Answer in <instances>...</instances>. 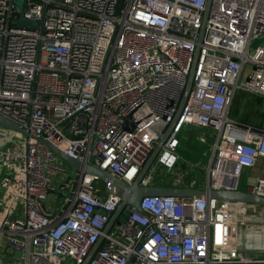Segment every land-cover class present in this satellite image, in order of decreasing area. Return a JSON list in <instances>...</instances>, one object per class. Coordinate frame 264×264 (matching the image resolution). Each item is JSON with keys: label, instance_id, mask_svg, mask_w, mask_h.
Returning <instances> with one entry per match:
<instances>
[{"label": "built area", "instance_id": "1", "mask_svg": "<svg viewBox=\"0 0 264 264\" xmlns=\"http://www.w3.org/2000/svg\"><path fill=\"white\" fill-rule=\"evenodd\" d=\"M25 1L21 12L0 0V115L29 132L0 125V264H84L101 239L88 264H264V245L240 232L264 211L252 204L148 196L105 231L121 203L113 180L132 185L175 121L198 49L153 170L178 165L189 126L216 134L207 190H239L264 159V129L231 116L240 92L264 96V41L253 47L264 0ZM22 15L39 27H20ZM40 139L83 163L95 156L112 181L72 176ZM246 191L264 197V178Z\"/></svg>", "mask_w": 264, "mask_h": 264}, {"label": "water", "instance_id": "2", "mask_svg": "<svg viewBox=\"0 0 264 264\" xmlns=\"http://www.w3.org/2000/svg\"><path fill=\"white\" fill-rule=\"evenodd\" d=\"M17 4L23 12L24 7L26 5L25 0H21L19 3L17 1ZM210 5V2H209ZM208 9L206 11L205 19H204V25L201 30V37L204 35L205 31V24L206 19L208 15ZM18 25L23 28L28 29H37L39 27V22H32L26 19L23 15L21 16L20 20L18 21ZM264 39H258L254 42L253 47H258L261 42H263ZM200 50H197L196 56H195V62L191 68V72L188 79V84L185 90V93L183 95V99L180 105V111L175 119V121L169 126L167 132L162 137L159 145L155 148L152 155L147 160L146 164L144 165L142 171L140 172L138 178L135 180V182L132 185H126L122 181L119 180H113L114 186L116 187L117 194L121 198V203L114 213L113 217L109 221L105 231L108 233L111 228L114 226L115 223L120 222L121 215L125 212V210L128 207H133L136 210L142 211V201L145 197L148 196H176V197H188V198H198V199H206L207 197L215 198L219 200H225L230 202H240V203H247L257 206V210H260V208L264 207V197L258 196L256 194L249 193L247 191H241V190H207V189H196V188H187V187H169V186H158V185H144L143 181L147 177V175L150 173L156 158L158 154L160 153L163 144L167 140L168 136L172 132L173 128L175 127L179 116L181 114L182 109L184 108L189 95L191 93L193 82H194V75H195V69H196V62L199 57ZM130 121V120H129ZM127 122L126 129L127 130H133V125H131V122ZM0 125L16 130V131H22L26 135H29V132L22 130L18 125L10 121L9 119L3 117L0 115ZM198 128L194 126H189L186 129L185 134L188 136L190 132L194 131L195 133L198 132ZM39 142L45 144L49 149H51L60 159H62L70 168L72 174H75L76 172L85 171L87 174L93 175L103 181H112L111 177L108 173L100 170L97 168L93 163L96 160L95 156H91L89 158L88 163H83L77 160H74L70 156H68L63 150L57 148L53 144L47 142L44 139H40ZM51 194H56L59 198L66 196L64 192H56L52 191ZM102 239L94 246L91 254L87 258L86 262L84 264H88L89 261L92 259L93 255L96 253V251L99 249V247L102 244Z\"/></svg>", "mask_w": 264, "mask_h": 264}, {"label": "rangeland", "instance_id": "3", "mask_svg": "<svg viewBox=\"0 0 264 264\" xmlns=\"http://www.w3.org/2000/svg\"><path fill=\"white\" fill-rule=\"evenodd\" d=\"M19 3L21 2V0H17ZM249 102V101H248ZM246 101L240 102L239 104H235V106L233 107V115L237 116L238 113V118L240 119H248L249 117H252L254 119H261L264 117V106L261 109H255L252 106L251 103H248ZM261 105H264V101L260 102ZM237 112V113H236ZM256 114V116H255ZM255 116V117H254ZM204 135L207 139V143H203L200 142V136ZM213 135L216 137L215 131L213 129H210L205 131L202 130L196 137L195 139V144L194 146L189 145V143H186V141L183 138V134L180 135V146L177 149V153L183 157H188L190 159H194L190 156L189 151L193 148V147H197L196 149V153L199 156L198 158L194 159L195 161H199L200 163L198 164L197 167H194L193 169H190V171L187 172V174H190V178L194 179L197 181L198 183V187H203L204 183L206 181V165H208V160L211 157V149L210 147H212V142L214 140ZM58 165H60L63 168H66L68 173H71V168L62 160V159H58L56 162ZM155 168L157 169L156 171V175H155V179L151 182V185H158V186H171L170 184L173 183L174 179L177 177V174L179 173V169L176 168L174 171H166L163 167L159 166L158 164L155 166ZM205 172V173H204ZM252 174L250 171H246V169L243 170L241 178H240V182H239V186L238 189L241 191H246L247 190V185L252 181ZM72 176H74V174H72ZM60 178H62V176H60ZM99 187L101 189H103L104 187V181L100 179L99 181ZM63 203V200H60V202L56 201V198L51 195L50 199L48 201L47 204L51 205V207L53 208H58L61 206V204ZM251 216H253V212L252 214L249 212V214H247V216H245L244 221H246L247 223V227L250 225V227H263L264 228V211H261V215L259 213H257V218H252ZM125 218V212L121 215V219ZM260 235H263V237H261L260 241H254L255 238H248L247 236L243 235V241L244 243H246L247 245H252V244H258V246H262L264 245V232L260 233ZM250 240V242H248ZM247 241V242H246ZM256 244V245H257Z\"/></svg>", "mask_w": 264, "mask_h": 264}, {"label": "crops", "instance_id": "4", "mask_svg": "<svg viewBox=\"0 0 264 264\" xmlns=\"http://www.w3.org/2000/svg\"><path fill=\"white\" fill-rule=\"evenodd\" d=\"M252 97H254L253 99H251V102H248V103H251L252 106L254 107V109L256 110L257 108L258 109H261L264 105H259L258 102L261 101L263 102L264 101V96H261V95H256V94H252L251 95ZM247 101V100H246ZM236 104V100H235V103L233 105V107L235 106ZM233 108H232V111H231V116L235 117L236 120L238 121H242L243 119H239L238 118V113H237V116L236 115H233ZM249 125L251 126H254V127H259V128H262L264 129V119H249ZM202 130H209V128H201L198 130L197 133H195L194 131L190 132V134L187 136L185 134L186 132V129L184 130V132L182 133L183 134V138L184 140L186 141V143H189V145H192L194 146V142H195V139L197 137V135L202 131ZM215 136L213 135V138ZM216 138H214L213 142H212V147H213V144L215 142ZM200 142H203V143H207V139L204 135H201L200 136ZM212 147H210L211 149V153H212ZM196 149L197 147H193L190 151H189V154L192 158L196 159L198 158L199 156L197 155L196 153ZM179 155V154H178ZM180 156V160L178 162V165L174 168V169H168L166 167H163L166 171H174L176 168L179 169V173L177 174V177L174 179L173 183H171L169 187H187V188H196V189H205L206 187V183H207V180L205 181L204 183V186L203 187H198V183L196 180L194 179H191L190 178V174H187L188 171H190V169H193L194 167H197L198 164L200 163L199 161H195L194 159H190L188 158L187 156L186 157H183L181 155ZM210 160V158H209ZM208 160V162H209ZM155 164V163H154ZM160 166V165H159ZM207 166V165H206ZM156 171L157 169L152 168V176H153V180L155 179V175H156ZM246 171H250L252 174V181L247 185V189L254 185L259 178H264V159L263 158H260L258 160V163L255 167L253 168H247ZM205 173V172H204ZM163 186H166V185H163ZM55 197V196H54Z\"/></svg>", "mask_w": 264, "mask_h": 264}, {"label": "bare ground", "instance_id": "5", "mask_svg": "<svg viewBox=\"0 0 264 264\" xmlns=\"http://www.w3.org/2000/svg\"><path fill=\"white\" fill-rule=\"evenodd\" d=\"M240 229H241L240 230L241 234L245 232L248 238H255L254 241H260L261 240L260 238L263 237V235H260V233L264 232L263 227H250L249 225L246 230H244V228H240ZM248 242H250V240Z\"/></svg>", "mask_w": 264, "mask_h": 264}, {"label": "trees", "instance_id": "6", "mask_svg": "<svg viewBox=\"0 0 264 264\" xmlns=\"http://www.w3.org/2000/svg\"><path fill=\"white\" fill-rule=\"evenodd\" d=\"M252 94L251 93H247V92H240L237 96H236V103L237 104H239L240 102H242L243 103V101H246V102H251V99H253L254 97H252L251 96ZM251 98V99H250ZM260 102L261 101H259L258 102V104L259 105H261L260 104ZM255 112H256V110H255ZM255 116H256V114H255ZM254 116V117H255ZM233 117V116H232ZM233 118H235V117H233ZM241 119V118H240ZM243 119V118H242ZM249 119H254V118H252V117H249L248 119H243L242 121H239V122H241L242 124H246V125H249ZM261 119H264V117L263 118H261Z\"/></svg>", "mask_w": 264, "mask_h": 264}]
</instances>
